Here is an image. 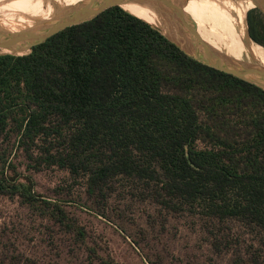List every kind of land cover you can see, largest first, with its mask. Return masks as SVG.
Segmentation results:
<instances>
[{"label":"trees","instance_id":"obj_1","mask_svg":"<svg viewBox=\"0 0 264 264\" xmlns=\"http://www.w3.org/2000/svg\"><path fill=\"white\" fill-rule=\"evenodd\" d=\"M125 10H105L27 55H0V135L14 125L33 171L56 167L96 189L133 178L154 187L159 205L196 204L264 231V91L199 63ZM247 26L264 48L263 18L250 11ZM0 195L65 221L31 182L0 179Z\"/></svg>","mask_w":264,"mask_h":264},{"label":"rangeland","instance_id":"obj_2","mask_svg":"<svg viewBox=\"0 0 264 264\" xmlns=\"http://www.w3.org/2000/svg\"><path fill=\"white\" fill-rule=\"evenodd\" d=\"M2 1L0 21L18 30L38 27L50 9V0ZM220 1L194 0L190 12L212 23L227 7L231 26L222 25L231 33L237 32L238 23V31L245 34L250 11L264 20V6L253 0L239 22L235 4L224 1L223 6ZM172 24L186 44L165 36L191 55L188 34ZM258 47L264 59V48ZM5 52L0 50V55H8L1 54ZM13 129L10 124L9 135H0V179L25 187L31 182L35 194L64 212L65 221L58 223L60 214L53 208L0 195V264H264V231L258 226L236 219L219 221L196 204L178 211L159 205L150 195L154 187L133 178L118 177L96 189L87 177L74 180L56 167L33 171Z\"/></svg>","mask_w":264,"mask_h":264},{"label":"water","instance_id":"obj_3","mask_svg":"<svg viewBox=\"0 0 264 264\" xmlns=\"http://www.w3.org/2000/svg\"><path fill=\"white\" fill-rule=\"evenodd\" d=\"M177 1L178 0H87L84 3L77 5V8L72 9V11L68 10L69 12L55 19L50 25L30 28L16 34L0 33V50H20L23 51V53L29 54L33 47L42 44L52 36L67 28L93 20L105 10L113 7L120 8L122 5L129 3H137L141 5L146 4L155 7L159 14L169 18L170 22H174L179 25L188 34L191 40V55L184 51L178 44H174L184 51L189 57L205 66L253 84L264 91V69L250 65L242 66L219 57L218 54L203 43L200 35L198 34L195 22L189 18L182 11V9H180L176 3ZM181 1L188 2L189 0ZM253 1L256 4L264 6V0ZM151 27L165 36L158 28L154 26ZM8 55L15 56V54Z\"/></svg>","mask_w":264,"mask_h":264},{"label":"bare ground","instance_id":"obj_4","mask_svg":"<svg viewBox=\"0 0 264 264\" xmlns=\"http://www.w3.org/2000/svg\"><path fill=\"white\" fill-rule=\"evenodd\" d=\"M28 1H31V0H28ZM86 1L87 0H50V2L47 3L50 6L49 13L46 17L43 18L39 26L50 25L55 19H57L58 17L64 15L65 13L69 11H72V9L77 8L76 7L77 5L84 3ZM224 1L231 3V4L233 3L235 4L233 7L237 9V15L239 18L238 22H239L243 17L244 11L246 9L245 7L252 0H222L220 2L223 3L222 4L223 6L225 4ZM191 2L194 3V0H189L188 2L178 0L176 3L180 7V9H182V11L195 22L197 30H198V34L200 35L204 44H206L212 51L218 54L219 57H221L222 59H226V61H232L233 63L239 64L242 66L250 65V66H257V67L264 69V59H262V55L260 51L262 49H260L258 45L252 42V40L248 37L246 31H245V34L240 33V31H238L239 29L238 23H237V32L236 33L234 32L235 35L233 32L231 33L224 29L225 27L222 24H229L231 26L230 17L232 13L227 7L221 8V11L219 12L220 14L217 16L218 18L217 22H212V23L206 22L205 23L203 21L204 22L203 23L199 20L200 17H202V15L200 16L198 14L200 17L199 19H197L195 15L191 14L190 12ZM34 3H37V2H34ZM195 5H197V3ZM193 7L196 9L195 6ZM121 8H124L127 11L134 13L135 16L137 15V17L141 19L143 18V20L145 19L144 21L147 20L146 21L147 23H149L148 21L150 19L151 22L153 23V25L149 23L151 26L158 28L164 35H166L167 37H170L176 43L181 44L183 46L186 44L184 40L182 39L180 40L178 36L176 35L175 26L172 24V22H170L169 18L159 14V12H157V9L155 7L146 5V4L141 5L137 3H129V4L122 5ZM206 12L205 14H207ZM35 28H37V26ZM23 31L24 30H18L17 28L11 27L7 24H4V22L0 21V33L16 34V33H20ZM226 42H229L231 45H229ZM1 51L2 52L8 51V52L1 53V54H15V55L26 54L20 50L10 51L6 49H2Z\"/></svg>","mask_w":264,"mask_h":264}]
</instances>
